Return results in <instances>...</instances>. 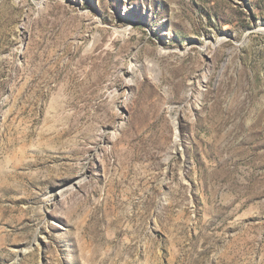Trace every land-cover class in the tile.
<instances>
[{
    "label": "rangeland",
    "instance_id": "374dc122",
    "mask_svg": "<svg viewBox=\"0 0 264 264\" xmlns=\"http://www.w3.org/2000/svg\"><path fill=\"white\" fill-rule=\"evenodd\" d=\"M0 264H264V0H0Z\"/></svg>",
    "mask_w": 264,
    "mask_h": 264
}]
</instances>
